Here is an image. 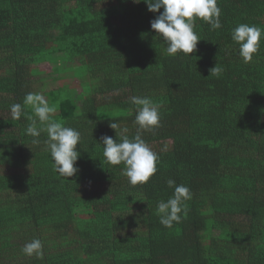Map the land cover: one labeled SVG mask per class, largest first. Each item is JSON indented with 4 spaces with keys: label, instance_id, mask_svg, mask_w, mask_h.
<instances>
[{
    "label": "trees",
    "instance_id": "16d2710c",
    "mask_svg": "<svg viewBox=\"0 0 264 264\" xmlns=\"http://www.w3.org/2000/svg\"><path fill=\"white\" fill-rule=\"evenodd\" d=\"M217 5L222 27L195 18L194 52L169 56L143 0H0V264H264V36L247 63L231 37L242 23L264 29V0ZM41 64L56 68L46 78ZM30 92L80 132L72 177L54 170L46 131L37 144L26 133L28 117L43 127L30 106L12 118ZM132 96L160 114L140 132L157 171L137 185L100 144L135 137ZM169 179L191 198L165 227ZM33 239L40 256L22 252Z\"/></svg>",
    "mask_w": 264,
    "mask_h": 264
},
{
    "label": "clouds",
    "instance_id": "9594fccd",
    "mask_svg": "<svg viewBox=\"0 0 264 264\" xmlns=\"http://www.w3.org/2000/svg\"><path fill=\"white\" fill-rule=\"evenodd\" d=\"M140 3L141 0H133ZM148 10L157 13L150 23L151 29L165 41L166 52L173 56L178 52L190 55L196 49L200 40L194 31L195 18L203 19L209 23L213 30L222 27L220 22V8L217 0H143ZM163 9L161 12L160 10ZM264 36V29L249 24H239L231 33L232 40L239 45V55L244 62L253 59L257 53L260 40ZM211 75L219 76L222 68L215 65L210 70ZM130 102L136 106L135 123L139 125L137 134L133 139L121 136L119 141L107 135L100 138L103 145V156L111 165H125L123 174L128 178L131 185L146 183L157 171L159 156L142 139L141 130H149L158 127L160 123L159 105L148 97L132 96ZM30 106L34 116L42 128H37V119L28 117L31 123L26 128V133L32 136L33 143H39L38 137L41 131H46L45 141L54 163V170L61 176L72 177L79 169L75 167L80 154L77 145L80 141V132L64 126L50 118L55 108L50 106L40 93H27L23 105L15 103L10 106L13 119L21 117L23 107ZM109 127L116 130L118 124L110 122ZM126 131V129H125ZM169 188H174L172 197L166 202L161 200L157 205L160 223L165 227H171L173 222H179L180 213L187 211L184 201L191 198L190 189L183 184L177 185L172 179L167 181ZM42 243L39 239H33L26 243L22 252L28 256L42 254Z\"/></svg>",
    "mask_w": 264,
    "mask_h": 264
},
{
    "label": "rangeland",
    "instance_id": "374dc122",
    "mask_svg": "<svg viewBox=\"0 0 264 264\" xmlns=\"http://www.w3.org/2000/svg\"><path fill=\"white\" fill-rule=\"evenodd\" d=\"M56 68V66L51 65V64H41L37 67L38 70L42 71L43 74H45L44 77H48L49 75L52 74L53 70ZM73 70V69H72ZM76 75V72L70 71V70H65L63 72V77H70V76H74ZM54 76V75H53ZM69 80H72V78L70 77ZM72 81H68V83H70L71 85H74L75 83H77V80L74 83H71ZM77 93L81 92V87H78L75 89Z\"/></svg>",
    "mask_w": 264,
    "mask_h": 264
}]
</instances>
